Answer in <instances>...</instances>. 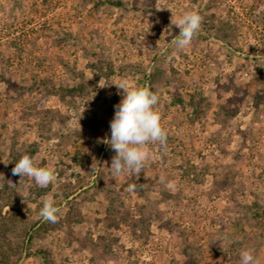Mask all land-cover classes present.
Listing matches in <instances>:
<instances>
[{
  "label": "rangeland",
  "instance_id": "1",
  "mask_svg": "<svg viewBox=\"0 0 264 264\" xmlns=\"http://www.w3.org/2000/svg\"><path fill=\"white\" fill-rule=\"evenodd\" d=\"M118 1L0 0V187L12 183L10 155L26 149L55 176L40 188L16 175L5 190L18 208L0 232V264H239L244 249L264 264V218L243 215L264 198V0ZM185 11L203 21L177 52L171 20ZM32 72L78 91L30 90ZM122 81L159 96L167 132L139 176H112L115 153L95 151L99 134L110 138ZM48 196L56 223L39 215ZM108 214L117 226L97 221ZM221 225L233 238L218 250Z\"/></svg>",
  "mask_w": 264,
  "mask_h": 264
},
{
  "label": "clouds",
  "instance_id": "2",
  "mask_svg": "<svg viewBox=\"0 0 264 264\" xmlns=\"http://www.w3.org/2000/svg\"><path fill=\"white\" fill-rule=\"evenodd\" d=\"M203 17L196 11H185L178 15L171 23L179 29L175 36L173 46L177 52L188 48L198 34ZM107 84L101 86L105 87ZM123 90V97L115 106L113 119L110 121V138L103 143L115 152L112 157L110 170L112 176H120L125 172L129 175L139 176L145 163L152 158L148 145L157 143L163 149L167 148V132L161 125L160 113L155 110L159 96L144 86H129L127 81L116 85ZM12 174L31 178L36 186L47 188L55 179L52 169L41 167L34 163L29 155H23L12 168ZM164 178H161L163 182ZM10 186L12 185L9 181ZM30 187L26 185V188ZM167 187L174 185L169 182ZM135 184L128 185V191L134 192ZM58 207L54 198L48 196L42 202L39 215L50 223L58 222ZM240 264H259L253 249H244L240 253Z\"/></svg>",
  "mask_w": 264,
  "mask_h": 264
},
{
  "label": "trees",
  "instance_id": "3",
  "mask_svg": "<svg viewBox=\"0 0 264 264\" xmlns=\"http://www.w3.org/2000/svg\"><path fill=\"white\" fill-rule=\"evenodd\" d=\"M102 2H107L108 4H112V5H118L121 4L120 1L118 0H93V7H98ZM211 26H213V23H209V27L211 28ZM66 35H68L69 37L71 36V33L67 32ZM67 38V37H65ZM63 40V39H62ZM67 40V39H64ZM98 68H100V66H97ZM158 70H155V73ZM151 74L152 78L154 76V74ZM32 81L30 82L29 85V89L32 90L34 88H37V86H42L47 94H56L58 97L64 99L65 96H71L75 94V91H78V88L75 87L74 85L69 86L68 84H56L55 83V79H51L52 77H50L48 74L47 75H39V73L37 72H32V77H31ZM176 104H179V101L181 100L180 95H177L176 97ZM197 109V108H196ZM90 122H88V126L91 127V129L93 130H97L96 128L98 127L96 123H94V121H91L89 119ZM109 124V121L106 119H102L101 121V127H107V125ZM105 134V133H104ZM104 134H99L98 136V140H97V144L95 146V151L97 153H100L101 151H103V157H107L108 154H114L115 152L110 149L109 146H106L103 148V136ZM34 149H26L24 151V153H20V152H15L13 154L10 155V161L8 163V167L9 169L12 170V168L15 166V163L23 156V155H29L31 158L34 155ZM76 155L78 156V161L83 164L85 162V157L80 153V152H76ZM16 180V175H13V179H12V185H15V181ZM9 182L5 181L3 183V186L0 187V198H5L6 199V203L8 204L9 208L11 211H9L7 213V215H1L0 213V232L2 234H5L6 230H8L9 228V224H13L14 220H15V211L17 210L18 206H17V198H15V196H11L10 193L4 194L5 190L7 188H9ZM48 188V187H47ZM56 203V202H55ZM58 203V202H57ZM245 208V212L243 213L245 221H250L251 218H255L257 216H259V214L262 216L261 218H264V198H261L260 200L256 201L253 200L250 204H246L244 205ZM253 212V213H252ZM252 213V216L251 214ZM105 221V224H107V226L109 227H115L118 225L119 220L115 219L113 217H111L110 214L106 215L105 218H100L97 219V221ZM232 226H236V223H232ZM231 225H221L219 231V237H216L214 239V248L216 247L218 250L221 249V244H226L228 241V237H231V239L233 238L230 235H233L231 230L229 229V226L231 227ZM41 226V225H40ZM262 226H263V230H264V223L262 222ZM28 229L24 231V235L23 237H25V235H27L28 233ZM30 236V235H29ZM263 238H264V231H263ZM220 244V245H219ZM240 255V254H239ZM1 262L3 263H7V261L5 260V255L2 256ZM238 263L240 264V260L238 261Z\"/></svg>",
  "mask_w": 264,
  "mask_h": 264
}]
</instances>
